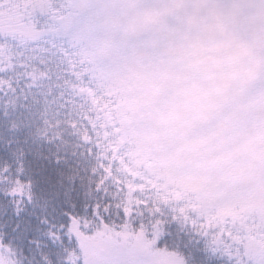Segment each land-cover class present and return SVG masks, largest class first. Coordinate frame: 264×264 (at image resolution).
<instances>
[{"label": "snow or ice", "instance_id": "1", "mask_svg": "<svg viewBox=\"0 0 264 264\" xmlns=\"http://www.w3.org/2000/svg\"><path fill=\"white\" fill-rule=\"evenodd\" d=\"M0 122V193L47 225L0 264H264V0H0ZM25 133L75 157L46 190Z\"/></svg>", "mask_w": 264, "mask_h": 264}, {"label": "trees", "instance_id": "2", "mask_svg": "<svg viewBox=\"0 0 264 264\" xmlns=\"http://www.w3.org/2000/svg\"><path fill=\"white\" fill-rule=\"evenodd\" d=\"M27 133L19 135L17 138L22 142L25 140ZM10 138L5 125L0 122V165L15 163L12 151L7 147L5 140ZM15 147V145H13ZM25 164L29 169V175L37 182V192L41 189H48L50 184L55 183L60 178V172H67L68 169L75 163V157L70 153L67 162L57 164L54 155L56 148L54 145H49L47 142L41 144H23ZM43 152V157H38L36 151ZM11 197L0 193V228H3L9 234V238L17 233V226L23 232L25 240L22 247L25 257L28 260L33 258L36 261L41 259L39 251H33L35 245L34 240L39 239L47 243L46 238L41 234L47 228L46 224L41 223L44 218V212L41 208L33 209L31 205L21 215L15 213L14 207L10 204ZM67 209H65L66 211ZM48 218L53 223H59L67 217L60 216L52 212L51 207L48 209ZM163 246V241L161 242ZM215 264H225L224 259L217 258Z\"/></svg>", "mask_w": 264, "mask_h": 264}, {"label": "clouds", "instance_id": "3", "mask_svg": "<svg viewBox=\"0 0 264 264\" xmlns=\"http://www.w3.org/2000/svg\"><path fill=\"white\" fill-rule=\"evenodd\" d=\"M129 3H134V2H137V0H128ZM128 14L130 16H136L138 15V12L136 9L134 8H129L128 9ZM205 15H207L209 17V19H211V16H212V13L211 12H208V13H205ZM253 60V56L251 54H248V55H243L240 57V63L242 65H248L252 62Z\"/></svg>", "mask_w": 264, "mask_h": 264}]
</instances>
